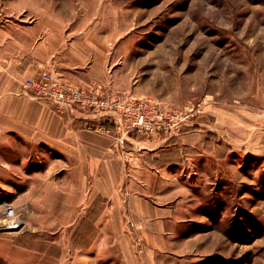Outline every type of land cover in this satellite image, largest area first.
<instances>
[{
    "label": "rangeland",
    "instance_id": "obj_1",
    "mask_svg": "<svg viewBox=\"0 0 264 264\" xmlns=\"http://www.w3.org/2000/svg\"><path fill=\"white\" fill-rule=\"evenodd\" d=\"M6 1L11 7H0V24L6 16L23 24L54 18L59 36L76 51L85 48L90 73L85 84L70 82L193 108L197 127L175 133L189 132L184 141L174 134L166 141L151 137L137 153L140 161L132 146L124 152L139 164L123 174L146 182L160 178L150 163L169 165L156 186L175 197L166 226L178 248L165 244L156 260L264 264V158L240 145L232 150L225 122L214 127L227 107L264 112V0ZM42 24L49 32L51 23ZM10 141L0 140V264H124L116 224L130 222L127 210H111L101 198L79 210L77 199L28 178L45 174L56 155Z\"/></svg>",
    "mask_w": 264,
    "mask_h": 264
},
{
    "label": "crops",
    "instance_id": "obj_2",
    "mask_svg": "<svg viewBox=\"0 0 264 264\" xmlns=\"http://www.w3.org/2000/svg\"><path fill=\"white\" fill-rule=\"evenodd\" d=\"M0 7L8 12L11 5L0 0ZM53 21L23 24L6 16L0 24V140H22L56 155L45 174L28 178H42L41 183L52 184V192H61L67 200L77 199L79 210H89L97 198L108 199L111 210H127L130 222L116 224L120 232L116 243L124 264H161L162 259L159 262L155 258L157 251H162L165 244L171 251L178 248L176 236L166 226L173 215L171 202L175 197L168 187L156 186L162 176L166 177L168 164L157 167L155 161L150 163L160 178L147 182L135 174H123V168L139 164L138 154L151 137H136L128 144L136 152L133 159H138L129 161L113 138L87 127L92 120L88 111L57 114L50 103L34 99L23 88V82L37 77L42 69H48L57 80L74 82L85 81L84 73H90L85 66V48L76 51L74 44H68L53 30ZM48 22L52 27L43 33L42 23ZM219 113L214 127L219 129L225 122L232 150L240 145L244 152L264 158V112L231 106ZM95 123H101V119H95ZM184 133L189 132L175 134L180 142L185 139ZM200 137L203 139V135ZM132 177L137 185L129 182Z\"/></svg>",
    "mask_w": 264,
    "mask_h": 264
},
{
    "label": "built area",
    "instance_id": "obj_3",
    "mask_svg": "<svg viewBox=\"0 0 264 264\" xmlns=\"http://www.w3.org/2000/svg\"><path fill=\"white\" fill-rule=\"evenodd\" d=\"M23 88L34 99L50 103L57 114L63 115L75 109L88 111L92 120L87 127L113 138L121 154L136 138L134 134L168 139L182 128L198 123L192 118L195 117L193 108L170 109L152 97L131 94L110 96L101 85L84 87L57 80L48 69H42L37 77L27 78ZM98 118L103 122L96 124L95 119ZM6 210L9 216L15 214L11 204L6 205Z\"/></svg>",
    "mask_w": 264,
    "mask_h": 264
},
{
    "label": "trees",
    "instance_id": "obj_4",
    "mask_svg": "<svg viewBox=\"0 0 264 264\" xmlns=\"http://www.w3.org/2000/svg\"><path fill=\"white\" fill-rule=\"evenodd\" d=\"M101 122H103V119H101ZM197 126H193V127H186L184 130H186V131H188V130H193V129H195ZM135 135V137H138V138H144L145 139V137L144 136H141V137H139V136H137L136 134H134ZM174 137V136H173ZM160 138H164V137H160ZM171 138L172 137H170V138H168V140H171Z\"/></svg>",
    "mask_w": 264,
    "mask_h": 264
}]
</instances>
